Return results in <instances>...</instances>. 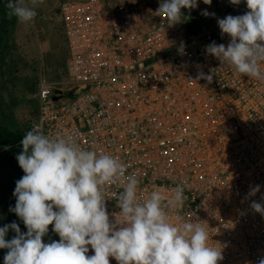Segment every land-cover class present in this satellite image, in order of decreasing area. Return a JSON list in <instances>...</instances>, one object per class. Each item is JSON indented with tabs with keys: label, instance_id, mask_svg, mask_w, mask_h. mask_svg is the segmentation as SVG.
Here are the masks:
<instances>
[{
	"label": "built area",
	"instance_id": "1",
	"mask_svg": "<svg viewBox=\"0 0 264 264\" xmlns=\"http://www.w3.org/2000/svg\"><path fill=\"white\" fill-rule=\"evenodd\" d=\"M161 2L58 0L70 86L67 94L39 80L29 130L70 133L82 148L117 157L140 181L141 202L159 191L173 222L179 215L206 227L219 264H257L264 215L251 203L264 204V81L207 54L212 42H230L218 23L201 32L183 18L169 26L157 14ZM247 11L242 3L220 19ZM123 183L104 188L113 220L122 219ZM177 185L182 208L167 205Z\"/></svg>",
	"mask_w": 264,
	"mask_h": 264
},
{
	"label": "clouds",
	"instance_id": "2",
	"mask_svg": "<svg viewBox=\"0 0 264 264\" xmlns=\"http://www.w3.org/2000/svg\"><path fill=\"white\" fill-rule=\"evenodd\" d=\"M242 0H230L239 5ZM43 0H7L9 15L29 23L37 15ZM211 5L212 0H203ZM248 11L218 19L221 35L230 42L206 46L207 54L217 58L248 78L264 81V0H244ZM198 7V0H162L157 14L169 26L182 21V9ZM204 16L212 15L207 10ZM209 82L212 76H204ZM21 153L16 157L24 175L16 182L10 207L25 225L22 233L16 222L0 227V249H7L4 264H219L222 250L209 245V234L202 223L175 222L168 214L165 197L151 192L141 202L137 197L140 181L127 174L126 165L117 157L84 149L70 133L49 136L42 125L34 124L20 141ZM123 181L117 194L119 216L110 219L104 188ZM257 185L249 195L259 192ZM184 187L177 185L167 205L182 208ZM251 208L264 215V204L253 201ZM52 231L58 241L44 243ZM16 233L7 240L9 230ZM90 246V247H89ZM94 252L88 255L89 251ZM264 264V257L257 261Z\"/></svg>",
	"mask_w": 264,
	"mask_h": 264
},
{
	"label": "rangeland",
	"instance_id": "3",
	"mask_svg": "<svg viewBox=\"0 0 264 264\" xmlns=\"http://www.w3.org/2000/svg\"><path fill=\"white\" fill-rule=\"evenodd\" d=\"M29 3L30 0H25ZM244 0H242V3ZM7 0H0V128L24 136L37 109V84L40 79L53 88L68 94L70 81L66 69V49L58 0H43L35 9L36 17L29 23L9 15ZM236 5L230 0H212L206 5L198 0V7L182 9L194 32L210 30L220 17ZM215 15L204 16L202 12ZM11 147H0V227L16 222L22 233L27 229L12 211L13 195L19 175ZM52 225L43 237L44 243L55 241ZM16 233L11 229L6 239ZM7 249H0V264H4Z\"/></svg>",
	"mask_w": 264,
	"mask_h": 264
},
{
	"label": "trees",
	"instance_id": "4",
	"mask_svg": "<svg viewBox=\"0 0 264 264\" xmlns=\"http://www.w3.org/2000/svg\"><path fill=\"white\" fill-rule=\"evenodd\" d=\"M189 28L192 30L193 24L192 22L188 23ZM23 136L16 132H9L3 128H0V147H11V153L13 158L16 160L19 175H24L23 170L19 167L18 161L16 157L22 151V145L20 141L22 140Z\"/></svg>",
	"mask_w": 264,
	"mask_h": 264
},
{
	"label": "crops",
	"instance_id": "5",
	"mask_svg": "<svg viewBox=\"0 0 264 264\" xmlns=\"http://www.w3.org/2000/svg\"><path fill=\"white\" fill-rule=\"evenodd\" d=\"M243 3H244V2H243ZM240 4H242V2H241ZM240 4H239V5H240ZM236 6H238V5H236ZM236 6H235V7H236Z\"/></svg>",
	"mask_w": 264,
	"mask_h": 264
},
{
	"label": "water",
	"instance_id": "6",
	"mask_svg": "<svg viewBox=\"0 0 264 264\" xmlns=\"http://www.w3.org/2000/svg\"><path fill=\"white\" fill-rule=\"evenodd\" d=\"M189 23V22H188Z\"/></svg>",
	"mask_w": 264,
	"mask_h": 264
}]
</instances>
